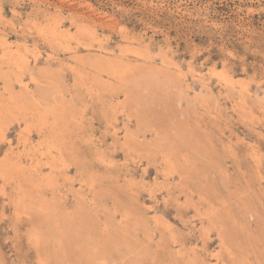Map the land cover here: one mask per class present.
I'll list each match as a JSON object with an SVG mask.
<instances>
[{
  "label": "rangeland",
  "instance_id": "rangeland-1",
  "mask_svg": "<svg viewBox=\"0 0 264 264\" xmlns=\"http://www.w3.org/2000/svg\"><path fill=\"white\" fill-rule=\"evenodd\" d=\"M0 15V102L56 91L44 121L0 114V264H264V0H0Z\"/></svg>",
  "mask_w": 264,
  "mask_h": 264
},
{
  "label": "bare ground",
  "instance_id": "bare-ground-1",
  "mask_svg": "<svg viewBox=\"0 0 264 264\" xmlns=\"http://www.w3.org/2000/svg\"><path fill=\"white\" fill-rule=\"evenodd\" d=\"M64 2H65V1H64ZM60 3H61V2H60ZM66 3H67V2H66ZM62 5H64V4H62ZM88 10H89V9H88ZM78 13H79V12H78ZM82 15H83V14H82ZM88 15H89V14H88ZM0 16H2V15H0ZM85 18H87V17H85ZM87 19H88V18H87ZM87 19H86V20H87ZM30 20H31V19H30ZM32 20H33V19H32ZM37 20H38V19H37ZM49 20H50V19H49ZM88 20H90V19H88ZM88 20H87V21H88ZM34 21H35V20H34ZM39 21H40V20H39ZM44 21H45V20H44ZM57 21H58V20H57ZM30 22H31V21H30ZM32 22H33V21H32ZM32 22H31V25H32ZM36 22H38V21H36ZM40 22H41V21H40ZM42 22H43V21H42ZM77 22H78V21H76V24H77ZM89 22H90V21H89ZM93 22H94V20H93ZM33 23L35 24V22H33ZM44 23H45V22H44ZM53 23H54V21H53ZM58 23H59V22H58ZM58 23H57V24H58ZM1 24H2V23H1ZM34 24H33V25H34ZM36 24H37V23H36ZM45 24H46V23H45ZM79 24H80V23H79ZM31 25H30V26H31ZM38 25H39V23L37 24V26H38ZM43 25H44V24H41V26H43ZM48 25H49V23H48ZM50 25H52V24H50ZM30 26H28V27H30ZM37 26H36V27H37ZM39 26H40V25H39ZM52 26H53V25H52ZM52 26L50 27L51 29H52ZM75 26H76V25H75ZM33 27H34V26H33ZM44 27H45V25H44ZM62 27H64V26H62ZM92 27H93V26H92ZM30 29H31V28H30ZM34 29H35V28H34ZM36 29H37V28H36ZM36 29H35V31L39 30V29H37V30H36ZM42 29H43V28H42ZM51 29H50V30H51ZM55 29H56V28H55ZM55 29H54V31H55ZM47 30H48V29H47ZM50 30H49V31H50ZM4 31H5V30H4ZM58 31H59V30H58ZM62 31H63V30H62ZM69 31H70V30H68V32H69ZM73 31H74V30H73ZM47 32H48V31H47ZM52 32H53V31H52ZM55 32H56V31H55ZM55 32H53V33L55 34ZM66 32H67V31H66ZM83 32H84V31H83ZM41 33H42V31H41ZM43 33H45V32L43 31ZM59 33H60V32H59ZM70 33H71V31H70ZM73 33H74V32H73ZM73 33H71V34H73ZM7 34H8V33H7ZM28 34H29V33H28ZM28 34H27V35H28ZM50 34H51V32H50ZM50 34H49V35H50ZM75 34H76V33H75ZM0 35H3V34H0ZM29 35H30V34H29ZM46 35H47V34H46ZM55 35H56V34H55ZM61 35H62V34H61ZM78 35H79V34H78ZM17 36H18V35H17ZM31 36H32V35H31ZM38 36H39V35H38ZM38 36H36V37L38 38ZM40 36H41V35H40ZM40 36H39V37H40ZM70 36H71V35H70ZM6 37H7V36H6ZM47 37H48V36H47ZM61 37H62V36H61ZM63 37H64V36H63ZM72 37H73V36H72ZM74 37H75V36H74ZM1 38L3 39V37H1ZM43 38H45V37H43ZM48 38H49V37H48ZM48 38H47V41H49V39H50V38H49V39H48ZM70 38H71V37H70ZM81 38H82V37H81ZM2 39H1V41H2ZM4 39H6V38H4ZM4 39H3V40H4ZM39 39H40V38H39ZM41 39H42V38H41ZM55 39H56V38H55ZM71 39H72V38H71ZM86 39H87V38H86ZM43 40H44V39H43ZM43 40H42V41H43ZM45 40H46V38H45ZM56 40H57V39H56ZM60 40H61V39H60ZM60 40H59V41H60ZM73 40H74V39H73ZM80 40H81V39H80ZM82 40H83V39H82ZM4 41H5V40H4ZM15 41H16V40H15ZM53 41H54V40H53ZM61 41H62V40H61ZM65 41H66V40H65ZM76 41H78V40H76ZM92 41H94V40H92ZM9 42H10V41H9ZM17 42H18V41H17ZM20 42H21V41H20ZM55 42H58V41H55ZM85 42H87V41H85ZM88 42H89V41H88ZM6 43H7V42H6ZM10 43H11V42H10ZM14 43H15V42H14ZM35 43H36V42H35ZM61 43H62V42H61ZM61 43L59 42L58 44L60 45ZM90 43H91V42H90ZM90 43H89V44H90ZM0 44H1V43H0ZM18 44L20 45L19 42H18ZM66 44H67V43H66ZM70 44H71V43H70ZM22 45H23V43H22ZM64 45H65V44H64ZM75 45H77V44H75ZM23 46H25V45H23ZM35 46H38V45H35ZM65 46H66V45H65ZM0 47H2V46H0ZM26 47H28V46H26ZM26 47H25V48H26ZM93 47H95V46H93ZM7 48H8V47H7ZM23 48H24V47H23ZM31 48H32V47H31ZM49 48H50V47H49ZM63 48H64V47H63ZM102 48H103V47H102ZM3 49H4V48H3ZM10 49H14V48H11V47H10ZM10 49H9V50H10ZM16 49H18V48H16ZM28 49L30 50V48H28ZM37 49H38V47H37ZM73 49H74V48H73ZM24 50H25V49H24ZM31 50H32V49H31ZM34 50H35V49H34ZM34 50H33V51H34ZM58 50H60V48H59ZM62 50H63V49H62ZM92 50H94V49H92ZM96 50H97V49H96ZM3 51H4V50H3ZM3 51H2V52H3ZM18 51H19V50H18ZM18 51H14V53H15V52L17 53ZM25 51H26V53H27V50H25ZM33 51H31V52H33ZM44 51H46V50H44ZM60 51H61V50H60ZM76 51H77V50H76ZM0 52H1V51H0ZM10 52L12 53L13 50H10ZM31 52H30V54H31ZM46 52H47V51H46ZM49 52H50V51H49ZM74 52H75V51H74ZM81 52H82V51H81ZM95 52H96V51H95ZM99 52H100V51H99ZM134 52H135V51H134ZM5 53H6V52H5ZM16 53H15V54H16ZM22 53H23V52H21L20 54H22ZM33 53H34V52H33ZM50 53H51V52H50ZM101 53H102V52H101ZM12 54H13V53H12ZM24 54H25V53H24ZM28 54H29V53H28ZM37 54H38V51L36 52V55H37ZM39 54H41V53L39 52ZM48 54H49V53H48ZM63 54H64V53H63ZM67 54H68V53H67ZM0 55H1V54H0ZM31 55H32V54H31ZM31 55H30V56H31ZM85 55H86V53H85ZM4 56H5V55H4ZM11 56H12V55H11ZM21 56L23 57V55H21ZM21 56H20V57H21ZM25 56H26V55H25ZM38 56H39V55H38ZM58 56H59V55H58ZM14 57H15V56H14ZM17 57H18V56H17ZM17 57H16V59H17L16 62H18V60H19ZM22 57H21V60L23 59ZM52 57H53V56H52ZM83 57H84V56H83ZM83 57L81 58V60H83ZM2 58H3V56H2ZM2 58H1V59H2ZM7 58H9V56H8ZM30 58H32V57H30ZM34 58H35V56H34ZM53 58H54V57H53ZM24 59H25V57H24ZM28 59H29V58H28ZM64 59H65V58H64ZM99 59H100V58H99ZM9 60H10V59H9ZM9 60H8V61H9ZM11 60H12V59H11ZM11 60H10V61H11ZM14 60H15V59H14ZM56 60H57V57H56ZM24 61H25V60H24ZM27 61H28V60H27ZM27 61H26V62H27ZM60 61H61V60H60ZM60 61H59V62H60ZM77 61H78V60H77ZM22 62H23V61H22ZM30 62H31V61H30ZM69 62H70V60H69ZM95 62H96V61H95ZM104 62H105V60H104ZM71 63H72V62H71ZM90 63H91V61H90ZM92 63H93V62H92ZM34 64H35V63H34ZM14 65H15V64H14ZM19 65H20V63H19ZM39 65H40V64H39ZM60 65H61V64H60ZM69 65H70V63H69ZM78 65H79V64H78ZM108 65H109L108 67H112L111 64H108ZM41 66H42V65H41ZM43 66H45V65H43ZM16 67H17V66H16ZM68 67H69V66H68ZM91 67H93V66H91ZM17 68H18V67H17ZM53 68H55V66H54ZM53 68L51 69V68L49 67V69H51V71L53 70ZM56 68H57V67H56ZM18 69H19V68H18ZM46 69H47V68H46ZM85 69H86V68H85ZM6 70H7V69H6ZM12 70H13V69H12ZM14 70H15V69H14ZM70 70H72V69H70ZM78 70H79V69H78ZM81 70H82V69H81ZM65 72H66V70H65ZM221 73H222V72H221ZM223 73H224V72H223ZM227 73H228V72H227ZM55 74H56V72H55ZM57 74H58V73H57ZM67 74L69 75V73H67ZM71 74H72V73H71ZM75 74H76V73H75ZM77 74H78V73H77ZM14 76H15V75H14ZM29 76H30V75H29ZM55 76H56V75H55ZM58 76H59V75H58ZM70 76H71V75H70ZM72 76H73V74H72ZM83 76H84V75H83ZM89 76H90V75H89ZM87 77H88V76H87ZM221 77H222V76H221ZM231 77H232V76H231ZM102 78H103V77H102ZM11 79H12V78H11ZM15 79H16V78H15ZM43 79H44V78H43ZM57 79H58V81H59V78H57ZM78 79H79V78H78ZM72 80H73V79H72ZM72 80H71V81H72ZM223 80H224V79H223ZM232 80H233V79H232ZM18 81H19V80H18ZM62 81H63V80H62ZM21 82H22V81H21ZM44 82H46V81H44ZM63 82H64V81H63ZM88 82H90V81H88ZM227 82H228V81H227ZM48 83H49V82H47V85H50V86H47V85H46L47 89H44V90H42L41 88H44L45 85H44V87L41 86V88H40L37 84H35L39 89H41V90L43 91L42 93H41V91H40V93H41L40 98L37 97L38 95L35 97L34 93H37V91H34V90H32V89H31V90H30V89L28 90L27 88H22V89L17 90V91H14V90H11V89H10V91H9V92H10V96H9L10 103H9V102H5V103L2 104V102H0V114H1V112H3L2 109L5 110V111H6V110H7V111H8V110L11 111L12 109H20V108L23 107V108H28L29 111L31 112L32 116L36 117L37 120H39V119L42 120V119L40 118V117H41V115H40V111L38 110V109H39V106H40V104H41V101H43V100L46 98V96H47V98H48V95H49V97H51V99L49 98V99H50V102H51V100L53 101L52 97H53V95H55V93H56V91H52V92H53V95L50 96L51 91H50L49 89L52 88V90H54V89H53L54 87L51 85V84H52L51 82H50L49 84H48ZM64 83H65V82H64ZM90 83H91V82H90ZM24 84H25V83H24ZM31 84H32V83H31ZM83 84H84V83H83ZM14 85H15V84H14ZM14 85H12V86L14 87ZM41 85H42V84H41ZM64 85H65V84H64ZM88 85H89V84H88ZM33 86H34V85H33ZM71 86H72V85H71ZM107 86H108V85H107ZM37 87H36V88H37ZM113 87H114V86H113ZM31 88H32V87H31ZM34 88H35V86H34ZM38 88H37V90H38ZM68 88H69V87H68ZM82 88H83V87H82ZM94 88H95V86H94ZM110 88H111V87H110ZM118 88H119V86H118ZM118 88H117V89H118ZM13 89H14V88H13ZM65 89H66V88H65ZM96 89H97V88H96ZM108 89H109V88H108ZM83 90H84V89H83ZM93 91H94V90H93ZM96 91H97V90H96ZM111 91H112V90H111ZM2 92H3V91H2ZM54 92H55V93H54ZM70 92H71V91H70ZM97 92H98V91H97ZM97 92H96V93H97ZM80 93H81V92H80ZM88 94H89V93H88ZM88 94H86V95H88ZM108 94H109V93H108ZM112 94H113V93H112ZM129 94H131V93H129ZM83 95H84V94H83ZM102 95H103V94H102ZM109 95H110V94H109ZM6 96H7V95H6ZM127 96H128V95H127ZM69 97H70V96H69ZM71 97H72V96H71ZM106 97H107V96H106ZM112 97H114V96H112ZM73 98H74V97H73ZM60 99H61V98H60ZM62 99H63V98H62ZM86 99H87V98H86ZM106 99H107V98H106ZM7 100H8V99H7ZM9 100H8V101H9ZM74 100H75V99H74ZM89 100H90V99H89ZM108 100H109V99H108ZM122 100H123V99H122ZM128 100H129V99H128ZM47 101H48V99H47ZM91 101H92V100H91ZM91 101H90V102H91ZM117 101H118V100H117ZM119 101H120V100H119ZM124 101H125V100H124ZM131 101H132V99H131ZM3 102H4V101H3ZM84 102H85V101H84ZM88 102H89V101H88ZM115 102H116V100H115ZM48 103H49V101H48L46 104L48 105ZM78 103H79V102H78ZM85 103H86V102H85ZM107 103H108V102H107ZM112 103H113V102H112ZM128 103H129V102H128ZM42 104H44V103H42ZM52 104H53V102H52ZM79 104H80V103H79ZM123 104L125 105V103H123ZM10 105H11V106H10ZM74 105H75V104H74ZM49 106H50V105H49ZM96 106H97V105H96ZM43 107H44V106H43ZM94 107H95V106H94ZM97 107H98V106H97ZM97 107H96V108H97ZM92 108H93V107H92ZM122 109H123V108H122ZM117 110L119 111V109H117ZM120 110H121V109H120ZM81 111H82V110H81ZM91 111H92V110H91ZM99 112H100V111H99ZM126 112H127V111H126ZM122 113H123V112H122ZM115 114H116V113H115ZM112 115H113V114H112ZM29 116H30V114H29ZM59 116H60V115H59ZM70 116H71V115H70ZM119 116H120V115H119ZM30 117H31V116H30ZM63 117H64V116H63ZM94 117H95V116H94ZM113 117H114V116H113ZM43 118H44V117H43ZM65 118H66V116H65ZM107 118H108V117H107ZM30 119H31V118H30ZM75 119H77V118H75ZM97 119H99V118H97ZM111 119L113 120V118L110 117V120H111ZM121 119H122V118H121ZM133 119H134V118H133ZM34 120H35V119H34ZM37 120H36V122H38ZM99 120H100V119H99ZM114 120H115V118H114ZM116 120H117V119H116ZM42 121H44V120H42ZM25 122H27V123H26V124H27L26 127H29V126H28V123H33V122H30V121L28 122V120L25 121ZM108 122H109V121H108ZM113 122H114V121H113ZM40 123H42V122H40ZM106 123H107V122H106ZM123 123H124V122H123ZM23 124H24V123H23ZM35 124H36V123H35ZM37 124H38V123H37ZM82 124H84V123L82 122ZM102 124H103V122H102ZM120 124H121V122H120ZM124 124H125V123H124ZM14 125H15V124H14ZM31 126H32V124H31ZM31 126H30V127H31ZM79 126H80V125H79ZM20 127H21V126H20ZM24 127H25V126H24ZM32 127H36V126L33 125ZM41 127H42V126H41ZM46 127H47V126H46ZM103 127H104V126H103ZM131 127H132V126H131ZM112 128H113V127H112ZM112 128H111V130L114 131L115 127H114L113 129H112ZM27 129H29V128H27ZM33 129H34V128H33ZM36 129H40L39 126L36 127ZM52 129H53V128H52ZM85 129H86V128H85ZM118 129H119V128H118ZM120 129H121V128H120ZM17 130H18V129H17ZM22 130H23V129H22ZM129 130H130V129H129ZM133 130H134V128H133ZM0 131H1V130H0ZM2 131H4V130L2 129ZM19 131H20V130H19ZM47 131H48V130H47ZM87 131H88V130H87ZM87 131H86V132H87ZM105 131H106V130H105ZM116 131H117V130H116ZM29 132H30V131H29ZM44 132H46V131H44ZM20 133H21V132H20ZM20 133L18 132V134H20ZM24 133H25V132H24ZM26 133H27V132H26ZM40 133H41V132H40ZM77 133H78V132H77ZM80 133H81V132H80ZM111 133H112V132H111ZM114 133H115V131H114ZM4 134H5V133H4ZM38 134H39V133H38ZM109 134H110V133H109ZM112 134H113V133H112ZM138 134H139V133H138ZM23 135H24V134H23ZM80 135H81V134H80ZM120 135H121V134H120ZM0 136H1V134H0ZM2 136H3V134H2ZM2 136H1V137H2ZM36 136H37V135H36ZM84 136H85V135H84ZM118 136H119V135H118ZM138 136H139V135H138ZM1 137H0V139H1ZM21 137H22V136H21ZM29 137H30V136H29ZM33 137H34V136H33ZM45 137H46V136H45ZM16 138H17V137H16ZM23 138H24V137H23ZM41 138H42V136H41ZM47 138H48V137H47ZM125 138H126V137H125ZM2 139H3V138H2ZM19 139H20V138H19ZM21 139H22V138H21ZM3 140L8 141L7 139H3ZM22 140H23V139H22ZM22 140H21V141H22ZM24 140H26V139H24ZM45 140H46V139H45ZM64 140H65V139H64ZM69 140H70V139H69ZM80 140H81V139H80ZM138 140H139V139H138ZM149 140H150V139H149ZM149 140H148V141H149ZM0 141H1V140H0ZM17 141H18V139H17ZM26 141H27V140H26ZM26 141H25V142H26ZM32 141H33V140H32ZM43 141H44V140H43ZM61 141H62V140H61ZM74 141H75V140H74ZM143 141H144V140H143ZM146 141H147V140H146ZM148 141H147V142H148ZM30 142H31V140H30ZM34 142H35V140H34ZM37 142H38V141H37ZM48 142H49V141H48ZM121 142H122V141H121ZM8 143H9V141H8ZM22 143H23V142H22ZM27 143H28V141H27ZM42 143H43V142H42ZM46 143H47V142H46ZM50 143H51V142H50ZM68 143H69V142H68ZM143 143H144V142H143ZM148 143H149V142H148ZM18 144H19V143H18ZM32 144H33V143H32ZM44 144H45V143H44ZM74 144H76V143H74ZM77 144H78V143H77ZM114 144H115V143H114ZM21 145H23V147H24V143L21 144ZM25 145H26V144H25ZM29 145H30V143H29ZM36 145H37V144H36ZM39 145H40V144H39ZM42 145H43V144H42ZM42 145H41V146H42ZM49 145L51 146V144H49ZM52 145H53V144H52ZM68 145H69V144H68ZM72 145H73V144H72ZM30 146H31V145H30ZM33 146H34V145H33ZM41 146H40V147H41ZM53 146H54V145H53ZM18 147H19V146H18ZM26 147H28V146H26ZM29 148H30V147H29ZM31 148H33V147L31 146ZM45 148H46V147H45ZM45 148L43 147V150H44ZM66 148H67V147H66ZM157 148H158V147H157ZM21 149H22V148H21ZM34 149H35V148H34ZM38 149H39V148H38ZM38 149H37V151H38ZM40 149H41V148H40ZM40 149H39V150H40ZM46 149H47V148H46ZM56 149L59 150L58 147H57ZM26 150H27V149H26ZM47 150H49V147H48ZM20 151H21V150L19 149L18 152H20ZM37 151L35 150L36 153H40V152H41V151H39V152H37ZM13 153H14V152H13ZM25 153H28V152H25ZM33 153H34V152H33ZM43 153H44V152H43ZM50 153H51V152H50ZM51 154L54 155L53 153H51ZM51 154H50V155H51ZM58 154H59V152H58ZM99 154H100V153H99ZM122 154H123V153H122ZM124 154H125V153H124ZM128 154H129V153H128ZM14 155H15V154H14ZM29 155H31V154H29ZM33 155H34V154H33ZM33 155H32V156H33ZM42 155H43V154H42ZM46 155H47V153H46ZM52 155H51V156H52ZM59 155H60V154H59ZM100 155H102V154H100ZM131 155H132V154H131ZM39 156H40V155H39ZM47 156H48V155H47ZM51 156H50V157H51ZM54 156H55V155H54ZM54 156H53V157H54ZM56 156H57V153H56ZM61 156H62V155H61ZM129 156H130V155H129ZM41 157H44V155L41 156ZM100 157H101V156H100ZM132 157H133V156H132ZM134 157H135V156H134ZM134 157H133V158H134ZM1 158H2V157H1ZM7 158H8V157H7ZM28 158L32 159L31 157H28ZM3 159H5V158H3ZM3 159H2V160H3ZM13 159H14V158L12 157V160H13ZM44 159H45V158H44ZM60 159H61V158H60ZM60 159H59V160H60ZM96 159H97V157H96ZM98 159H100V158H98ZM134 159H135V158H134ZM165 159H166V158H165ZM9 160H10V159H9ZM14 160H15V159H14ZM36 160H37V159H36ZM36 160H35V161H36ZM47 160H48V159H47ZM3 161H4V160H3ZM3 161H2V162H3ZM7 161H8V160H7ZM39 161H40V160H39ZM41 161H42V160H41ZM49 161H51V160L49 159ZM53 161H55V160H53ZM57 161H58V160H57ZM57 161H56V162H57ZM61 161H63V160L61 159ZM9 162H10V161H9ZM9 162H8V163H9ZM12 162L15 163L14 161H12ZM42 162H43V161H42ZM44 162H45V160H44ZM47 162H48V161H47ZM51 162H52V161H51ZM66 162H67V161H66ZM57 163H58V162H57ZM59 163H60V162H59ZM59 163H58V165H59ZM42 164L44 165L45 163H42ZM53 164H54V163H53ZM62 164H63V163H62ZM12 165H13V164H12ZM16 165H17V164H16ZM39 165H40V164H39ZM51 165H52V164H51ZM66 165H67V164H66ZM36 166H37V165H36ZM47 166H48V165H47ZM52 166H53V165H52ZM52 166H51V167H52ZM55 166H56V165H55ZM109 166H110V165H109ZM48 167H49V166H48ZM48 167H47V168H48ZM63 167L65 168V162H64V166H63ZM52 168H54V167H52ZM57 168H58V167H57ZM57 168H56V169H57ZM59 168H60V167H59ZM61 168H62V167H61ZM61 168H60V169H61ZM190 168H191V167H190ZM14 169H15V168H14ZM62 169H63V168H62ZM66 169H67V168H66ZM74 169H75V168H74ZM4 170H5V169H4ZM4 170H3V171H4ZM37 170H38V169H37ZM47 170H48V169H47ZM57 170H58V169H57ZM171 170H172V169H171ZM17 171H18V170H17ZM40 171H41V169H40ZM59 171H60V170H59ZM4 172H5V171H4ZM41 172H42V171H41ZM47 172H50V173H51V171H47ZM56 172H57V171H56ZM63 172H64V171H63ZM77 173H78V172H77ZM80 173H82V172H80ZM195 173H196V172H195ZM9 174H10V173H9ZM16 174H17V173H16ZM51 174H54V172L51 173ZM57 174H58V173H57ZM66 174H67V173H66ZM11 175H12V174H11ZM21 175H22V174H21ZM62 175H63V174H62ZM165 175H166V174H165ZM40 176H41V175H40ZM54 176L56 177V175H54ZM64 176H65V175H64ZM79 176L82 177L81 174H80ZM79 176H78V177H79ZM11 177H12V176H11ZM18 177H19V176H18ZM37 177H38V176H37ZM44 177H45V176H44ZM65 177H66V176H65ZM73 177H74V176H73ZM134 177H135V176H134ZM9 178H10V177H9ZM13 178H14V177H13ZM13 178H12V179H13ZM25 178H26V177H25ZM75 178H77V177H75ZM111 178H112V177H111ZM137 178H138V177H137ZM137 178H136V179H137ZM172 178H174V177H172ZM12 179H11V180H12ZM22 179H24V178L22 177ZM41 179H42V177H41L40 179H38V180H41ZM64 179H65V178H64ZM132 179H133V178H132ZM138 179H139V178H138ZM7 180H8V179H7ZM9 180H10V179H9ZM13 180H14V179H13ZM13 180H12V181H13ZM45 180H46V179H45ZM45 180H44V181H45ZM65 180H66V179H65ZM69 180H70V177H69ZM87 180H88V179H87ZM90 180H91V179H90ZM99 180H100V179H99ZM168 180H170V179H168ZM173 180H174V179H173ZM185 180H186V179H185ZM16 181H18V180H16ZM44 181H41V182L43 183ZM52 181H53V179H52ZM73 181H75V180H73ZM76 181H77V180H76ZM79 181H81V180H79ZM85 181H86V180H85ZM91 181H92V180H91ZM137 181H138V180H137ZM175 181H176V180H175ZM13 182H14V181H13ZM34 182H35V181H34ZM45 182H47V181H45ZM55 182H56V181H55ZM81 182H82V181H81ZM81 182H80V183H81ZM93 182H94V181H93ZM138 182H140V181H138ZM187 182H188V181H187ZM187 182H186V183H187ZM193 182H194V181H193ZM198 182H199V181H198ZM198 182H197V184H198ZM14 183H15V182H14ZM16 183L18 184L19 182H16ZM29 183H30V182H29ZM50 183H51V182H49V184H50ZM77 183H78V182H77ZM17 184H16V185H17ZM34 184H35V183H33V186H34ZM89 184H91V183H89ZM140 184H141V183H140ZM190 184H192V183H190ZM43 185H44V183H43ZM69 185H70V184H69ZM73 185H74V184H73ZM137 185H138V184H137ZM33 186H32V188H33ZM35 186H36V185H35ZM38 186H39V185H37V187H38ZM46 186L48 187L49 185L46 184ZM51 186H52V185H51ZM58 186H59V184H58ZM70 186H71V185H70ZM85 186H87V185H85ZM92 186H95V185H92ZM92 186H91V187H92ZM49 187H50V186H49ZM53 187H54V186H53ZM71 187H73V186H71ZM75 187H76V186H75ZM75 187H73V188H75ZM16 188H18V187H16ZM19 188H21V187H19ZM73 188H72V189H73ZM76 188H77V187H76ZM88 188H89V187H88ZM94 188H95V187H94ZM86 189H87V188H86ZM96 189H98V188L96 187ZM195 189H196V188H195ZM58 190H59V189H58ZM69 190H71V189H69ZM69 190H68V191H69ZM73 190H74V189H73ZM107 190H108V189H107ZM170 190H171V189H170ZM17 191H19L20 195L22 194V193L20 192V190H17ZM32 191H33V190H32ZM34 191L36 192V189H35ZM37 191H38V190H37ZM50 191H51V190H50ZM69 192L71 193V191H69ZM108 192H109V191H108ZM37 193H38V192H37ZM39 193H40V192H39ZM39 193H38V195H39ZM44 193H45V192H44ZM136 193H137V192H136ZM32 194H33V193H32ZM35 194H36V193H35ZM35 194H34V195H35ZM50 194H52V192H51ZM162 194H163V193H162ZM196 195H197V194H196ZM18 196H19V195H18ZM31 196H32V195H31ZM81 196H82V195H81ZM103 196H105V195H103ZM132 196H134V195H132ZM137 196H138V195H137ZM33 197H34V196H33ZM33 197H32V198H33ZM39 197H40V196H39ZM45 197H46V196H45ZM45 197H44V198H45ZM50 197H51V196H50ZM163 197H164V195H163ZM201 197H202V196H201ZM24 198H25V195H24ZM26 198H27V196H26ZM107 198H108V197H107ZM107 198H106V199H107ZM134 198H135V197H134ZM202 198H203V197H202ZM18 199H19V197H18ZM36 199H37V198H36ZM36 199H35V200H36ZM39 199H40V198H39ZM39 199H37V200H39ZM53 199H54V198H53ZM60 199H61V198H60ZM73 199H74V198H73ZM85 199H86V198H85ZM89 199H90V198H89ZM89 199H88V200H89ZM136 199H138V198H136ZM51 200H52V199H51ZM108 200H109V199H108ZM41 201H42V200H41ZM41 201H40V202H41ZM52 201H53V200H52ZM58 201H59V200H58ZM92 201H93V200H92ZM30 202H31V201H30ZM36 202H38V201H36ZM61 202H62V200H61ZM73 202H74V201H73ZM76 202H77V201H76ZM76 202H75V203H76ZM106 202H107V201H106ZM49 203H51V204H49V205H52V204H53L52 202H49ZM62 203H63V202H62ZM69 203H70V202H69ZM77 203H78V202H77ZM80 203H81V202H80ZM163 203H165V202H163ZM88 204H89V203H88ZM94 204H95V203H94ZM107 204H108V203H107ZM110 204H111V203H110ZM210 204H211V203H210ZM53 205H54V204H53ZM65 205H66V204H65ZM76 205H77V204H76ZM76 205H75V206H76ZM79 205H80V204H79ZM98 205H99V204H98ZM102 205H103V203H102ZM122 205H123V203H122ZM125 205H126V204H125ZM99 206H100V205H99ZM123 206H124V205H123ZM65 207H66V206H65ZM69 207H70V206H69ZM76 207H78V206H76ZM82 207H83V206H82ZM95 207H96V205H95ZM126 207H127V206H126ZM212 207H213V205H212ZM50 208H51V207H50ZM87 208H88V207H87ZM102 208H103V207H102ZM104 208H106V207L104 206ZM53 209H54V208H53ZM62 209H63V208H62ZM62 209H61V210H62ZM72 209H73V208H72ZM90 209H91V208H90ZM90 209H88V210H90ZM113 209H114V207H113ZM57 210H58V209H57ZM73 210H74V209H73ZM76 210H77V209H75L74 212L79 211V210H77V211H76ZM81 210H82V209H81ZM86 210H87V209H86ZM95 210H96V209H95ZM115 210H116V209H115ZM34 211H35V210H34ZM41 211H42V210H41ZM68 211H70V209H68ZM68 211L65 212V213H68ZM97 211H98V210H97ZM101 211H102V210H101ZM111 211H112V210H111ZM45 212H46V211H45ZM51 212H53V211H51ZM63 212H64V211H63ZM79 212H80V211H79ZM89 212H91V211H89ZM89 212H88V213H89ZM108 212H109V211H108ZM129 212H130V211H129ZM43 213H44V212H43ZM47 213H48V212H47ZM57 213H58V212H57ZM82 213H83V211H82ZM99 213H100V212H99ZM101 213H102V212H101ZM114 213H115V211H114ZM131 213H132V212H131ZM248 213H249V212H248ZM58 214H59V213H58ZM84 214L87 215V212L84 213ZM89 214H90V213H89ZM89 214H88V215H89ZM92 214H94V213H92ZM102 214H104V213H102ZM123 214H124V213H123ZM126 214H127V213H126ZM44 215H45V213H44ZM52 215H53V214H52ZM74 215H75V214H74ZM74 215H72V217H73ZM79 215H80V216H81V215L83 216V214L78 213V215H76L77 217L74 216L75 219H76V218L78 219V216H79ZM129 215H130V214H129ZM54 216H55V215H54ZM66 216H67V215H66ZM84 216H85V215H84ZM106 216H107V215H106ZM158 216H159V215H158ZM72 217H71V218H72ZM98 217H100V216H98ZM109 217H110V215H109ZM127 217H131V216H127ZM133 217H135V215H134ZM249 217H250V216H249ZM54 218H55V217H54ZM59 218H60V215H59ZM67 218H68V217H67ZM104 218H105V217H104ZM104 218H103V219H104ZM123 218H124V217H123ZM155 218H156V216H155ZM157 218H158V217H157ZM157 218H156V219H157ZM160 218H161V217H160ZM160 218H159V219H160ZM165 218H166V217H165ZM75 219H73V220H75ZM106 219H107V218H106ZM61 220H62V219H61ZM114 220H115V218H114ZM135 220H136V219H135ZM154 220H155V219H154ZM154 220H153V221H154ZM168 220H169V219H168ZM59 221H60V220H59ZM69 221H71V220H69ZM76 221L79 222L78 220H75V222H76ZM109 221H110V220H109ZM116 221H118V220H116ZM116 221H114V222H116ZM120 221H121V220H119V222H120ZM124 221H125V220H124ZM153 221H152V222H153ZM157 221H158V220H157ZM55 222H56V221H55ZM61 222H62V221H61ZM61 222H60V223H61ZM100 222H102V221L100 220ZM111 222H112V221H111ZM148 222H149V221H148ZM160 222H161V221H160ZM90 223H91V222H90ZM104 223H105V221H104ZM136 223H137V222H136ZM149 223H150V222H149ZM162 223H163V222H162ZM46 224H47V223H46ZM74 224H75V223H74ZM92 224H93V223H92ZM110 224H111V223H110ZM118 224H119V223H118ZM120 224H121V223H120ZM122 224H123V222H122ZM157 224H159V221L157 222ZM51 225H52V224H51ZM65 225H66V224H65ZM77 225H78V223H77ZM94 225H95V224H94ZM94 225H93V226H94ZM137 225H138V224H137ZM149 225H151V224H149ZM162 225H163V224H162ZM100 226H101V225H100ZM124 226H125V225H124ZM127 226H129V225H127ZM135 226H136V225H135ZM159 226H160V225H159ZM53 227H54V226H53ZM74 227H75V226H74ZM84 227H85V226H84ZM116 227H117V226H116ZM116 227H115V228H116ZM137 227H138V226H137ZM139 227H140V226H139ZM63 228H64V226H63ZM117 228H118V227H117ZM151 228H152V227H151ZM179 228H180V227H179ZM59 229H60V228H59ZM74 229H75V228H74ZM94 229H95V228H94ZM96 229H97V227H96ZM123 229H125V228H122V230H123ZM140 229H141V227H140ZM140 229H139V230H140ZM144 229H145V228H144ZM153 229H155V228H153ZM62 230H64V229H62ZM84 230H85V229H84ZM90 230H91V229H90ZM109 230H110V229H109ZM137 230H138V229H137ZM75 231H76V229H75ZM80 231H81V230H80ZM86 231H87V230H86ZM47 232H48V235H49V231H47ZM62 232H63V231H62ZM66 232H67V231H66ZM78 232H79V230H78ZM40 233H42V232H40ZM86 233H87V232H86ZM95 233H96V232H95ZM130 233H131V232H130ZM139 233H140V232H139ZM153 233H154V231H153ZM33 234H34V233H33ZM79 234H80V232L78 233V235H79ZM81 234H82V233H81ZM89 234H90V233L88 232V236H89ZM105 234H106V233H105ZM133 234H134V232H133ZM144 234H145V233H144ZM206 234H207V233H206ZM40 235H41V234H40ZM142 235H143V234H142ZM154 235H155V234H154ZM30 236H31V235H30ZM82 236H83V235H82ZM94 236H95V235H94ZM94 236H92V237L94 238ZM96 236H97V235H96ZM102 236H103V235H102ZM139 236H140V235H139ZM143 236H144V235H143ZM143 236H142V237H143ZM145 236H147V235H145ZM156 236H157V235H156ZM33 237H34V236H33ZM85 237H86V236H85ZM154 237H155V236H154ZM70 238H71V237H70ZM74 238H75V237H74ZM78 238H79V237H78ZM123 238H124V237H123ZM145 238H146V237H145ZM80 239H81V238H80ZM80 239H79V240H80ZM83 239H84V238H83ZM86 239H87V238H86ZM88 239H90V238H88ZM102 239H104V238L102 237ZM47 240H48V239H47ZM90 240H91V239H90ZM94 240H95V238H94ZM155 240H157V239H155ZM36 241H37V240H36ZM91 241H92V240H91ZM91 241H90V242H91ZM97 241H98V240H97ZM109 241H110V240H109ZM140 241H141V240H140ZM140 241H139V242H140ZM143 241H144V240L142 239V242H143ZM148 241H149V240H148ZM48 242H49V241H48ZM56 242H57V241H55V243H56ZM81 242H82V241H81ZM86 242H88V241H86ZM113 242H114V241H113ZM142 242H141V243H142ZM108 243H109V242H108ZM141 243H140V244H141ZM145 243H146V241H145ZM148 243H149V242H147V244H148ZM156 243H157V242H156ZM173 243H174V242H173ZM50 244H51V242H50ZM56 244H57V243H56ZM84 244H85V243H84ZM94 244H95V243H94ZM110 244H111V245H114L115 243L112 244V243L110 242ZM125 244H126V243H125ZM131 244H132V243H131ZM131 244H130V245H131ZM189 244H190V243H189ZM67 245H68V244H67ZM97 245H98V244H97ZM149 245H150V244H149ZM93 246H94V245H93ZM95 246H96V245H95ZM131 246H132V245H131ZM133 246H134V245H133ZM144 246H145V245H144ZM144 246H142V247L144 248ZM178 246H179V245H178ZM189 246H190V245H189ZM71 247H72V246H71ZM71 247H70V248H71ZM102 247H103V246H102ZM135 247H136V246H135ZM155 247H156V246H155ZM158 247H159V246H158ZM48 248H49V247H48ZM54 248H55V247H54ZM68 248H69V247H68ZM78 248H79V247H78ZM133 248H134V247H133ZM139 248H140V247H138V250H139ZM150 248H151V247H150ZM65 249H67V248H65ZM93 249H94V248H93ZM95 249H97V248H95ZM111 249H112V248H111ZM56 250H57V249H56ZM58 250H59V249H58ZM88 250H89V249H88ZM97 250H99V249H97ZM109 250H110V249H109ZM134 250H136V249H134ZM144 250H145V249H143L142 252H145ZM151 250H152V249H151ZM70 251H71V250H70ZM146 251H147V249H146ZM175 251H176V250H175ZM58 252H59V251H58ZM79 252H80V248H79ZM109 252H110V251H109ZM116 252H118V251H116ZM178 252H179V251H178ZM178 252H177V253H178ZM55 253H56V252H55ZM90 253H92V252H90ZM95 253L97 254V252H95ZM107 253H108V252H107ZM135 253H136V251H135ZM150 253H151V252H150ZM153 253H154V252H153ZM166 253H167V252H166ZM166 253H165V254H166ZM174 253H175V252H174ZM81 254H82V253H81ZM143 254H147V253H143ZM143 254H142V255H143ZM171 254H172V253H171ZM57 255H58V254H57ZM60 255H61V254H60ZM97 255H98V254H97ZM138 255H139V254H138ZM166 255H168V253H167ZM99 256H100V255H99ZM151 256H153V254H152ZM216 256H217V255H216ZM106 257L108 258V254L106 255ZM132 257H133V256H132ZM137 257H139V256H137ZM188 257H190V256L188 255ZM188 257H187V258H188ZM49 258H50V257H49ZM80 258H82V257H80ZM94 258H95V257H94ZM96 258H97V257H96ZM85 259H86V258H85ZM110 259H111V258H110ZM135 259H136V258H135ZM152 259H153V258H152ZM92 260H93V259H92ZM98 260H99V259H98ZM108 260H109V259H108ZM172 260H173V259H172ZM191 260H192V259H191ZM225 260H226V259H225ZM57 261H58V260H57ZM99 261H100V260H99ZM110 261H111V260H110ZM135 261H136V260H135ZM151 261H152V260H151ZM173 261H174V260H173ZM86 262H87V261H86ZM171 262H172V261H171ZM175 262H176V261H175ZM175 262H173V263L175 264ZM221 262H222V261H221ZM43 263H44V262H43ZM58 263H59V262H58ZM58 263H57V264H58ZM82 263H83V262H82ZM90 263H91V262H90ZM98 263H99V262H98ZM100 263H101V262H100ZM104 263H105V262H104ZM148 263H149V262H148ZM158 263H159V261H158ZM164 263H165V262H164ZM217 263H218V262H217ZM222 263H223V262H222ZM241 263H242V262H241ZM62 264H63V263H62ZM71 264H72V262H71ZM80 264H81V262H80ZM92 264H93V263H92ZM145 264H147V263H145ZM182 264H183V262H182ZM215 264H216V263H215Z\"/></svg>",
  "mask_w": 264,
  "mask_h": 264
}]
</instances>
